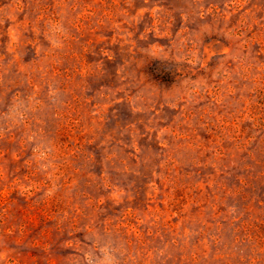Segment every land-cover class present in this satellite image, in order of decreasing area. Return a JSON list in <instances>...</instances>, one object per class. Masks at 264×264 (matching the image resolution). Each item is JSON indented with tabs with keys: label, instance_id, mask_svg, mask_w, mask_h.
Segmentation results:
<instances>
[{
	"label": "rangeland",
	"instance_id": "374dc122",
	"mask_svg": "<svg viewBox=\"0 0 264 264\" xmlns=\"http://www.w3.org/2000/svg\"><path fill=\"white\" fill-rule=\"evenodd\" d=\"M0 264H264V0H0Z\"/></svg>",
	"mask_w": 264,
	"mask_h": 264
}]
</instances>
